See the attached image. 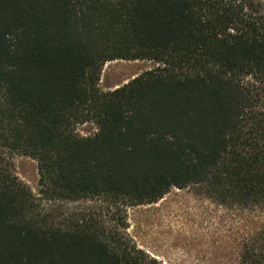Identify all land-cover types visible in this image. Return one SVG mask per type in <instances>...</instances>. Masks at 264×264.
<instances>
[{
	"label": "trees",
	"instance_id": "1",
	"mask_svg": "<svg viewBox=\"0 0 264 264\" xmlns=\"http://www.w3.org/2000/svg\"><path fill=\"white\" fill-rule=\"evenodd\" d=\"M118 60L158 67L104 93ZM191 187L264 211V0H0V264H160L127 209ZM83 201L112 225L45 208ZM241 260L264 264V229Z\"/></svg>",
	"mask_w": 264,
	"mask_h": 264
},
{
	"label": "rangeland",
	"instance_id": "2",
	"mask_svg": "<svg viewBox=\"0 0 264 264\" xmlns=\"http://www.w3.org/2000/svg\"><path fill=\"white\" fill-rule=\"evenodd\" d=\"M151 61L108 62L99 88L112 92L156 69ZM93 137L97 127L77 128ZM14 172L35 195L39 192L38 164L27 157L12 159ZM200 188L172 189L157 204L127 209V234L137 247L160 264H242L244 243L264 229V211H241L218 205ZM45 208L67 216L95 212L111 224L106 206L98 202H56Z\"/></svg>",
	"mask_w": 264,
	"mask_h": 264
}]
</instances>
